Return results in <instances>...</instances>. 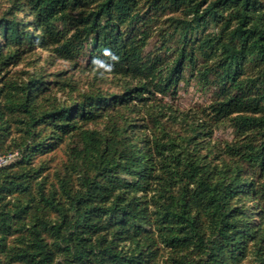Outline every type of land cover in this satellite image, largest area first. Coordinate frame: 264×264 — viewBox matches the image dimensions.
<instances>
[{"label":"trees","instance_id":"trees-1","mask_svg":"<svg viewBox=\"0 0 264 264\" xmlns=\"http://www.w3.org/2000/svg\"><path fill=\"white\" fill-rule=\"evenodd\" d=\"M9 154L0 264H264V0H0Z\"/></svg>","mask_w":264,"mask_h":264},{"label":"rangeland","instance_id":"rangeland-1","mask_svg":"<svg viewBox=\"0 0 264 264\" xmlns=\"http://www.w3.org/2000/svg\"><path fill=\"white\" fill-rule=\"evenodd\" d=\"M65 64L60 62L58 63V66H64ZM180 93V101L183 105H189L194 102H203L206 100L207 95L205 93H202L198 91L193 83H191L188 86H185L184 88H181L179 91ZM218 137H231V129H225L220 130L217 132Z\"/></svg>","mask_w":264,"mask_h":264},{"label":"built area","instance_id":"built-area-1","mask_svg":"<svg viewBox=\"0 0 264 264\" xmlns=\"http://www.w3.org/2000/svg\"><path fill=\"white\" fill-rule=\"evenodd\" d=\"M15 154H9L7 156H4V157H0V165L2 163H6L8 162L10 159H12L14 157Z\"/></svg>","mask_w":264,"mask_h":264}]
</instances>
